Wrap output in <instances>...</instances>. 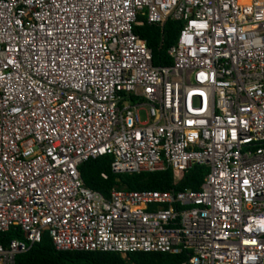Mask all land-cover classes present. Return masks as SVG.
Segmentation results:
<instances>
[{
    "label": "built area",
    "instance_id": "2783aa9c",
    "mask_svg": "<svg viewBox=\"0 0 264 264\" xmlns=\"http://www.w3.org/2000/svg\"><path fill=\"white\" fill-rule=\"evenodd\" d=\"M167 20L171 63L153 66L133 29ZM104 156L115 175L207 172L197 191L103 196L79 167ZM10 231L0 264L44 234L56 251L264 264V0H0Z\"/></svg>",
    "mask_w": 264,
    "mask_h": 264
},
{
    "label": "trees",
    "instance_id": "16d2710c",
    "mask_svg": "<svg viewBox=\"0 0 264 264\" xmlns=\"http://www.w3.org/2000/svg\"><path fill=\"white\" fill-rule=\"evenodd\" d=\"M180 28L181 23L167 20L162 26L144 24L134 27L133 32L143 39L151 50L153 66H164L171 63L167 50L175 43ZM111 162L110 156H104L82 164L79 174L84 185L103 196H108L112 189L197 191L207 172L205 167H193L178 181L173 180L170 170L115 175L110 171ZM102 173L107 175L106 179L101 178ZM14 237L11 231L0 234V243L5 245ZM186 259L185 254L133 253L122 257L117 253L56 251L50 238L44 234L41 242L17 256L14 264H182Z\"/></svg>",
    "mask_w": 264,
    "mask_h": 264
},
{
    "label": "rangeland",
    "instance_id": "374dc122",
    "mask_svg": "<svg viewBox=\"0 0 264 264\" xmlns=\"http://www.w3.org/2000/svg\"><path fill=\"white\" fill-rule=\"evenodd\" d=\"M141 118H142V119L144 118L143 115H141ZM122 257H124V256H122Z\"/></svg>",
    "mask_w": 264,
    "mask_h": 264
}]
</instances>
